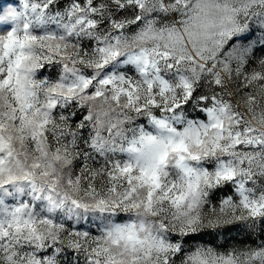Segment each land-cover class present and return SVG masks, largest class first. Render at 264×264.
I'll list each match as a JSON object with an SVG mask.
<instances>
[{"label": "snow or ice", "instance_id": "snow-or-ice-1", "mask_svg": "<svg viewBox=\"0 0 264 264\" xmlns=\"http://www.w3.org/2000/svg\"><path fill=\"white\" fill-rule=\"evenodd\" d=\"M0 264H264V0H0Z\"/></svg>", "mask_w": 264, "mask_h": 264}]
</instances>
